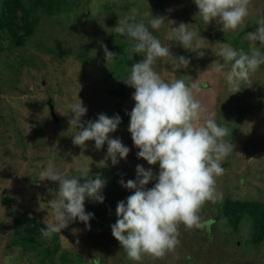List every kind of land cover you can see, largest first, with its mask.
Listing matches in <instances>:
<instances>
[{
	"label": "rangeland",
	"instance_id": "1",
	"mask_svg": "<svg viewBox=\"0 0 264 264\" xmlns=\"http://www.w3.org/2000/svg\"><path fill=\"white\" fill-rule=\"evenodd\" d=\"M68 7L52 16H40L34 34L21 48H12L0 41V264H264V238L251 243L252 225L248 214L225 218L223 207L236 204L264 205V65L241 90L230 93L225 78L214 71L218 42L249 53L256 21L264 16V0H252L247 26L236 33H223L215 21L206 24L198 15L194 0H66ZM165 16V24L153 30L173 57L190 60L188 68L173 69L171 57L157 60L153 66L163 79L171 82L187 76L203 81L197 99L209 112L215 113L218 125L228 129L224 139L234 147L223 162L224 172L216 178L217 202H206L200 215L203 229L180 226L179 244L162 258L145 255L132 261L111 235L110 225L116 222L119 201L132 194L119 181L136 179V166L159 170L137 158L128 131L129 113L134 107L133 88L124 83L131 66L143 59L131 54L132 42L115 32L119 19L135 15L149 23L150 16ZM181 22L189 30H198L206 40L205 54L184 49L176 41L165 39L171 27ZM215 36L224 40L215 39ZM223 43V42H221ZM116 54L106 63L101 45ZM264 53V47L257 43ZM222 62V61H221ZM82 101L87 113L82 121H95L98 114L121 118L110 138H119L129 148L126 158L116 165L107 157V143L100 150L94 141L85 147L76 146L72 136L76 129L69 126L68 105ZM53 106L56 122L51 118L46 101ZM202 122V121H201ZM49 166L67 177L85 176L105 181L103 203L85 200V211L94 214L85 224L75 221L56 234V251L50 239L34 251L22 245L12 229V213H25L46 225L52 222L49 206L50 191L56 182L40 181L41 171ZM154 181L146 185L151 188ZM233 212V211H232ZM50 255L44 257L43 248ZM63 256V257H62Z\"/></svg>",
	"mask_w": 264,
	"mask_h": 264
},
{
	"label": "clouds",
	"instance_id": "2",
	"mask_svg": "<svg viewBox=\"0 0 264 264\" xmlns=\"http://www.w3.org/2000/svg\"><path fill=\"white\" fill-rule=\"evenodd\" d=\"M198 15L209 24L213 21L223 33H236L247 26V17L252 0H194ZM150 16L146 25L135 15L119 19L115 32L126 36L132 42L131 54L143 57L131 66L124 83L133 88L131 99L134 107L129 113L128 131L135 148L139 149L137 158L149 166L158 164L159 170L136 166V179L119 181L122 187L131 190L126 201L116 205V222L110 225L111 235L120 244L127 257L139 262L145 255L162 258L179 244V228L203 229L205 222L200 212L206 202H217L221 194L216 190V178L224 172L223 162L233 151V145L224 138L228 129L218 125L215 113L209 112L199 99L203 91V81L189 80L187 76L166 81L154 70L157 60L171 57L173 69L188 68L190 60L184 56L173 57L168 46L153 34L161 29L165 16ZM189 24L181 22L171 27L165 39L178 42L184 49L205 53V38L198 30H189ZM251 42L249 53L234 49L228 43L218 42L214 71L223 76L230 93L241 90V84L264 65V53L257 43L264 47V16L256 21L253 32H247ZM106 63L116 55L101 45ZM222 61V62H221ZM52 105V104H51ZM71 118L69 126L77 131L72 136L76 146L85 147L87 141H94L100 150L107 143V157L113 165L124 159L129 148L119 138L109 134L117 130L121 118L118 114L108 117L98 114L95 121H82L87 108L78 99L68 105ZM202 121V122H201ZM67 177L60 170L49 166L41 171L40 181L56 182L55 191H50L52 199L49 206L53 210L52 222L41 228L44 237L51 238L55 233L79 221L90 230V219L94 214L85 211V200L103 203L102 189L105 181L99 174L93 179ZM154 181L151 188H146Z\"/></svg>",
	"mask_w": 264,
	"mask_h": 264
},
{
	"label": "trees",
	"instance_id": "3",
	"mask_svg": "<svg viewBox=\"0 0 264 264\" xmlns=\"http://www.w3.org/2000/svg\"><path fill=\"white\" fill-rule=\"evenodd\" d=\"M68 7L66 0H0V41L6 40L12 48H21L27 39L35 32V27L40 16H52L61 13ZM215 39L224 40L222 37L215 36ZM221 42H226L221 41ZM230 43V42H228ZM233 211V212H232ZM225 218L235 217L239 221L238 214H248L251 219L253 245L259 244L264 238V205L259 204H236L230 210V205L223 207ZM46 225L31 218L25 213L14 211L12 213V229L15 237H19L22 245H26L32 251L45 243L41 233V228ZM50 243L53 245L52 252L56 251V234L51 236ZM44 257L50 255L48 248H43ZM63 257V256H62Z\"/></svg>",
	"mask_w": 264,
	"mask_h": 264
},
{
	"label": "water",
	"instance_id": "4",
	"mask_svg": "<svg viewBox=\"0 0 264 264\" xmlns=\"http://www.w3.org/2000/svg\"><path fill=\"white\" fill-rule=\"evenodd\" d=\"M46 106L48 108V112H49L51 118L53 119L54 122H56V116L54 114L53 106L51 105L49 100L46 101Z\"/></svg>",
	"mask_w": 264,
	"mask_h": 264
}]
</instances>
